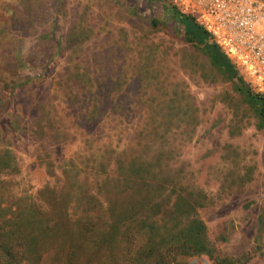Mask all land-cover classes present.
Wrapping results in <instances>:
<instances>
[{
	"label": "rangeland",
	"instance_id": "obj_1",
	"mask_svg": "<svg viewBox=\"0 0 264 264\" xmlns=\"http://www.w3.org/2000/svg\"><path fill=\"white\" fill-rule=\"evenodd\" d=\"M167 16L162 5L146 0H0V147L13 150L21 171L9 181L17 194H37L53 183L45 160L54 162L58 174L65 167L92 180L105 147H127L135 141L139 127L160 123L157 105L161 100L168 101L174 91L187 93L200 108V122L188 133L183 131L185 119L176 120L170 138L188 178L214 198L212 205L201 210L202 218L212 235L221 227L228 233V241L221 245L225 252L237 256L255 244L258 253L251 264H264V129L258 128L257 116L230 83L210 70L204 56L195 63L189 51H181L189 49L181 31L151 30L154 18ZM74 25L93 30L77 48L85 51L73 57L80 68H89L93 92L111 93L119 89L118 80L127 82L119 90L120 102L105 105L110 114L87 124V142L80 138L53 142L32 131L43 112L61 117L71 132L77 133L76 127L82 124L79 113L84 109L69 103L58 87L68 65L73 66L71 51L64 48ZM150 43L173 48L168 55L160 54L161 75L151 82L130 72L140 49ZM190 62L192 66H187ZM150 94L154 97L146 103ZM216 96L219 100L214 101ZM185 108L183 102L178 111L182 114ZM236 114L242 119L241 129L232 136L229 129L237 123ZM245 165L254 166L253 179L222 190L223 183L233 184L225 176L228 169L242 173ZM226 177L228 182H223ZM198 260L215 264L206 256L190 259L188 264Z\"/></svg>",
	"mask_w": 264,
	"mask_h": 264
},
{
	"label": "trees",
	"instance_id": "obj_2",
	"mask_svg": "<svg viewBox=\"0 0 264 264\" xmlns=\"http://www.w3.org/2000/svg\"><path fill=\"white\" fill-rule=\"evenodd\" d=\"M146 1L162 5L168 14L166 19L154 18L151 30L181 31L189 45V49L181 51H189L195 63L197 57L204 56L210 70L230 83L257 116L258 128L264 129V95L255 92L243 79L196 17L183 13L172 0ZM78 25L70 29L64 48L71 51L69 62L73 66L68 65L58 87L69 103L84 109L79 113L82 124L76 127L77 133L71 132L61 117L51 118L50 112H43L38 127L32 129L38 138L48 136L53 142L80 138L87 142V124L101 120L109 112L105 105L118 104L122 98L119 90L126 79L118 80L115 85L119 89L111 93L91 89L89 68H80L73 57L77 51L81 50L78 56L85 51L77 48L84 45L93 30ZM168 49L173 48L146 44L130 72L140 80L159 79V57L161 53L168 55ZM187 66H192V62ZM153 97L150 94L144 101L147 103ZM189 97L174 91L168 101L161 100L157 105L160 123L139 127L135 141L123 149L105 147L92 180L81 176L79 170L73 173L65 167L58 174L53 169L54 162L45 160L53 183L35 195L17 194L9 178L21 172L18 157L10 148L0 147V264H188L190 259L203 256L215 264H251L257 257L258 246L254 244L237 256L222 249L221 245L229 239L228 233L221 227L212 235L201 215V210L212 205L214 198L194 185L186 167L179 164L180 157L170 138L176 130L173 125L176 120L185 119L183 131L189 133L200 122V108ZM2 99L0 95V104ZM183 102L186 108L181 114L178 110ZM239 116L236 114L238 124L230 126L232 136L240 132ZM229 146L227 149L232 152ZM227 162L234 164L233 160ZM245 166L248 167L242 173L234 167L228 169L225 176L233 184L223 183L222 190L241 187L253 179L254 166ZM223 182H228V178Z\"/></svg>",
	"mask_w": 264,
	"mask_h": 264
},
{
	"label": "built area",
	"instance_id": "obj_3",
	"mask_svg": "<svg viewBox=\"0 0 264 264\" xmlns=\"http://www.w3.org/2000/svg\"><path fill=\"white\" fill-rule=\"evenodd\" d=\"M193 15L255 92L264 95V0H172Z\"/></svg>",
	"mask_w": 264,
	"mask_h": 264
},
{
	"label": "bare ground",
	"instance_id": "obj_4",
	"mask_svg": "<svg viewBox=\"0 0 264 264\" xmlns=\"http://www.w3.org/2000/svg\"><path fill=\"white\" fill-rule=\"evenodd\" d=\"M192 264H209V263L204 260H198V261H194Z\"/></svg>",
	"mask_w": 264,
	"mask_h": 264
}]
</instances>
